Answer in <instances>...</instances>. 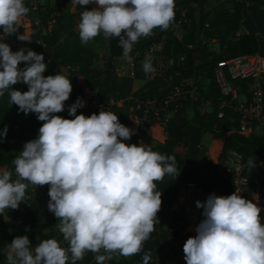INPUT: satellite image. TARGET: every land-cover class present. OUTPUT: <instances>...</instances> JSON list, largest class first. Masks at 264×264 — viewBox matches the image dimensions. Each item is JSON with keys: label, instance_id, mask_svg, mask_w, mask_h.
Returning <instances> with one entry per match:
<instances>
[{"label": "clouds", "instance_id": "clouds-1", "mask_svg": "<svg viewBox=\"0 0 264 264\" xmlns=\"http://www.w3.org/2000/svg\"><path fill=\"white\" fill-rule=\"evenodd\" d=\"M90 4L97 7L88 10L85 6ZM71 5L85 8L78 25L82 43L101 33L118 38L126 59H131L140 38L157 28L167 30L175 17L174 0H71ZM28 12L25 0H0V97L7 93L19 111L36 113L44 123L38 137L26 142L13 160L16 179L12 171H0V214L26 201L29 186L49 185L48 210L58 218L68 247L45 239L33 250L27 235L17 236L8 244L7 264H77L87 252L96 253L97 264H104L113 253L125 258L139 254L159 223L162 193L156 182L166 175L179 176L176 159L144 143H125L135 130L113 112L77 115L85 106L80 98L68 106L74 118L56 115L65 110L73 91L71 79L59 73L45 76L43 53L13 51L3 42L18 32ZM17 38L30 41L24 33ZM21 62H26L24 68ZM142 68L146 75L156 71L150 56ZM21 82L28 91L13 88ZM7 131L5 126L4 136ZM247 164L251 169L255 161L250 158ZM258 200L237 191L197 200L204 219L184 244L186 264H264ZM150 259L151 252L145 253L143 264Z\"/></svg>", "mask_w": 264, "mask_h": 264}, {"label": "trees", "instance_id": "trees-1", "mask_svg": "<svg viewBox=\"0 0 264 264\" xmlns=\"http://www.w3.org/2000/svg\"><path fill=\"white\" fill-rule=\"evenodd\" d=\"M71 0H61L58 4H40L39 9L32 10L31 0H25V5L30 8L32 15L30 19L33 30L29 36L30 41H24L14 51L21 48L34 50L43 53L45 63L48 68L45 74H54L56 67L70 66L71 82L73 91L70 95L71 104L78 98L84 101L82 86L78 82V77L83 76L87 84L92 89H98L103 99L113 96L117 99H126L133 96L139 100L148 99L162 101L170 93L169 84L160 76L146 75L141 62L136 61L138 55H143L154 45L162 44L160 54L164 60L173 59L171 66L172 80L181 83L190 80L192 77L202 75L210 78L208 89L199 95L198 99L191 98L183 103L175 114L171 117L166 126L167 139L165 142L150 146L153 151L161 154L174 156L177 167L180 170L179 176L166 175L162 181H157V190L162 193V207L158 212L159 223L155 225V230L150 234V238L144 242L143 251L134 256L125 258L118 253H113L112 258L106 260L109 264H143L142 258L145 253L151 252L149 264H157L156 258L164 250L167 236L174 230L173 223L178 227L187 226L183 209H174V204L179 192L183 191L188 181H196L200 184L206 197L211 194L231 195L234 192L232 178L220 175L210 158L204 156V149H200L201 139L204 133L214 132L224 139L223 152L235 150L241 153L247 163L251 158L255 163L264 160V137H245L237 133L227 135L233 125L237 122L231 119V112L227 111L224 118H219L218 101L221 93L214 77V70L220 61L228 60L241 54L259 53L264 57V0H222L211 5L210 0H174L175 17L167 30L159 28L154 30V34L147 38H140L133 47L130 54L134 57L135 68L133 75H118L112 69V61L116 57H121L122 48L118 46V38H109V62L107 70L98 71L95 67L96 50L94 44L102 43L105 40L103 33L97 35L87 43H82L78 25L81 21V13L85 10L82 6H75L74 11L64 8V4ZM88 10L93 8L92 4L85 6ZM55 19L64 25L67 21V29L64 35L60 29L48 31L49 22ZM180 25L182 34L178 36L174 31L175 26ZM46 29V33H44ZM217 40L221 51H210L206 41ZM206 40V41H205ZM205 41V42H204ZM200 45L202 64L199 65L195 59L193 49L190 45ZM156 68L157 61H152ZM26 62H21L19 67L24 68ZM144 80L145 84L133 91L135 80ZM239 81H235V83ZM243 86L246 84L241 83ZM13 88L28 91L29 87L25 83H17ZM210 101L212 111L203 112L204 104ZM193 109L194 117L190 119L186 114V107ZM174 108V106H172ZM67 118H74L69 115L68 108L62 111ZM83 113L90 116L99 111L86 112L77 110V115ZM119 116L122 124L128 127L127 112H113ZM15 125L22 126L16 134L11 133ZM151 126L152 122H146ZM7 126L6 140H0V168L14 173L13 160L20 155L23 146L17 142L12 144L8 139H26L28 126L21 120L19 108L10 103L7 93L0 97V131ZM216 127L220 130L217 131ZM147 133L146 129L134 132L128 144H140L139 137ZM27 140V139H26ZM183 145L187 148L185 156L179 154L176 149ZM27 189L28 199L22 201L18 207V214L21 218V225L14 232L0 231V264H7L6 251L8 244L17 237L27 235L34 248L45 239H56L62 247L67 248L68 243L64 241L59 228H51L45 232V228L50 226L48 221V204L44 207L41 201L42 194H46L48 203L49 185L40 192ZM261 223L264 224V209L260 213ZM168 224V228L164 226ZM100 254H105L101 251ZM97 254L87 252L82 260L77 264H97L95 256ZM104 262V264H105ZM68 264H71L69 261Z\"/></svg>", "mask_w": 264, "mask_h": 264}, {"label": "built area", "instance_id": "built-area-1", "mask_svg": "<svg viewBox=\"0 0 264 264\" xmlns=\"http://www.w3.org/2000/svg\"><path fill=\"white\" fill-rule=\"evenodd\" d=\"M31 5L33 12L39 9L37 0H31ZM23 19L26 20L27 26L22 23L17 33L5 37L3 41L8 43L13 51L24 42L17 38L18 35L26 33V36H30L33 30L31 19L26 16ZM54 22L55 19L49 22L50 28L48 31L52 30ZM2 31L3 29L0 28V32ZM46 31L44 29V33ZM155 48H159L162 51V44L154 45L149 51ZM173 63V59L164 60L161 56V61H157L156 71L152 73V76L162 77L170 86L168 97L162 101L151 99L142 101L133 96H129L126 99H117L113 96L103 99L98 89H92L85 78L79 76L78 82L82 86L85 106L77 110L100 112L103 109L110 112H127L129 119L134 122V132H138L141 129L148 131L150 126H147L146 122H152V125H162L164 131L168 120L175 116L184 102L191 98L198 99L199 97V95L195 97L196 95L188 89L190 84L188 80L181 83L173 82L170 72ZM131 67L135 68L134 57L131 60ZM71 70L70 66H60L56 67L54 74L44 73V75L59 73L70 79ZM214 77L221 93V98L217 102L219 118H224L226 112L230 111L231 119L238 124L237 126L233 125L226 132L227 135L237 133L245 137H264V57L259 53L241 54L228 60L220 61L215 67ZM235 81H239V83H235ZM243 81L246 84L245 86L241 84ZM207 104L212 105L210 101H207ZM70 105H72L71 98L65 102V107L68 108ZM21 127L20 125H15L11 133L15 132L17 134ZM216 129L217 131L220 130L219 127H216ZM0 140H6L3 130L0 131ZM8 140L12 144L19 142L23 147L27 142L24 138L15 139L14 137H9ZM200 149H204L203 143L200 144ZM216 159L217 172L224 177L232 178L234 192L237 191L247 199H253L254 196H258V204L263 210L264 160L255 163V166L250 169L244 161L243 155L235 150L227 151L224 156H221L220 151H218ZM0 171H2L1 168ZM183 192L186 198V202L183 205L184 220L187 226H191L196 230L197 225L204 219L203 209L196 207V201H206V194L203 187L196 181H188Z\"/></svg>", "mask_w": 264, "mask_h": 264}, {"label": "rangeland", "instance_id": "rangeland-1", "mask_svg": "<svg viewBox=\"0 0 264 264\" xmlns=\"http://www.w3.org/2000/svg\"><path fill=\"white\" fill-rule=\"evenodd\" d=\"M222 0H210L211 5H214L218 2H220ZM61 0H37V4L38 6L40 4H58L60 3ZM93 8L97 7L96 4H92ZM29 8V7H28ZM64 8L69 10V11H74L75 7H73L71 5V2L65 3L64 4ZM32 11V10H31ZM29 8V12L26 15V17L30 18V16L32 15ZM31 14V15H30ZM30 15V16H29ZM22 23H25V25L27 26L26 20L23 19ZM67 21L64 22V25H62L61 23H58L57 21H55L52 25V29H60L61 34L64 35L67 29ZM174 28V31L177 33L181 30V26L177 25ZM26 35V33H25ZM29 38V35L27 36ZM109 38H105V40L102 43H98V44H94V48L96 50V61L94 64V67L98 70V71H106L107 70V64L109 62ZM208 48L210 49V51H212V46H208ZM146 56H150L152 58V61H161V54H160V49L159 48H155L152 52H150L149 54L146 52L143 55H138V57L136 58V61H142L145 59ZM200 57H198L196 60L197 62L200 60ZM131 71V60L130 59H126V58H115L112 61V69L113 71L118 74V75H123V73L125 72V70ZM126 74L127 71H126ZM81 81V79H80ZM190 82V84L188 85V89L191 90V92L196 95L195 97H197V95H201L202 91L205 92L208 89V86L211 82L210 78L204 77L202 75H197L192 77L190 80H188ZM144 84V80H136L134 83V87L133 89L136 90L138 87H141ZM213 107L212 105L210 106V104H207V102L204 104L203 107V112H210L212 111ZM21 114V120L23 121L24 124H26L28 126V129L26 131V139L27 142L30 140H33L35 138L38 137L39 134V128L42 126V124L44 123V121H40L37 118V114L36 113H29V114H24L23 112L20 111ZM186 114L187 116L192 119L194 117V112L192 107L187 106L186 107ZM56 115H60L64 118L66 117V114L63 112L57 113ZM134 122H132L129 118H128V125L129 128L133 129L134 127ZM154 127L150 128V135L152 136V138H154L155 140L161 142V140L164 139L163 137V126L161 125L159 127V125H152ZM142 136V135H140ZM201 141L203 142L204 145V156L208 157L211 159V161L213 163L216 162V156L217 153L220 149V154L223 152V144H224V139L221 136H217L214 132H207L203 134V137L201 139ZM176 151L181 154L182 156H185L187 153V148L184 147L183 145H180L177 147ZM2 171L4 169H1ZM45 187L43 186H37L36 188L34 187H30L31 190L34 191H38L40 192L41 190H43ZM46 194H42L41 196V201L44 207H47L48 204V199L46 197ZM17 209H10V210H5L4 214H0V231L2 232H14L16 231L19 226L21 225V218L20 215L17 212ZM47 214H48V221L50 226H48V228H58V223L59 220L57 217H55L54 213H52L51 211L47 210ZM103 251V250H101ZM159 257V255L157 256V258ZM105 264H109L108 262H105Z\"/></svg>", "mask_w": 264, "mask_h": 264}, {"label": "crops", "instance_id": "crops-1", "mask_svg": "<svg viewBox=\"0 0 264 264\" xmlns=\"http://www.w3.org/2000/svg\"><path fill=\"white\" fill-rule=\"evenodd\" d=\"M181 34H182L181 30L179 32H177L178 36H181ZM206 42H207L209 47L210 46L213 47L212 51H215V52H220L221 51L220 44L217 42V40L213 39V40L206 41ZM191 48L193 49V52H194V55H195V59L200 57L199 58L200 60L197 63L199 65H201L202 64V59H201V53H200V49H199L200 45L197 43L195 45H192ZM152 51L153 50L147 51V53L149 54ZM122 57L123 56L116 57V58L121 59ZM132 58L133 57H131L130 60H132ZM128 69L129 68H127V70H125V72L123 74H126V71H127V73H128L127 75H133L134 69L132 67H131V71H128ZM137 80H140V79H137ZM144 84H145V81H144ZM141 87H138L136 90L133 89V91H137ZM152 127H154V126H150V128H152ZM150 128H149V130L147 131L146 134H144V135L139 137L140 143H144V144H146L148 146H153V145H156L158 143L165 142V140L167 139V135L165 133V129L162 132L163 133L162 135H163L164 139L161 140V142H159V141L155 140L154 138H152V136L150 135ZM201 143H203V142H201ZM220 149H219V151H220ZM221 156H224V154L222 155V153H221ZM214 165H215V163H214ZM185 202H186L185 194H184L183 191H181L177 195V198H176V201H175V204H174L173 208L177 209V210L183 209V205H184ZM172 225L174 226V230L171 231V233L167 236V238L165 240L166 246H165L164 250L159 253V257L156 258L157 264H186V260L184 258V251H183L184 244L186 243L188 238L193 237V236H195L197 234L196 230L193 227H191V226L178 227L174 223ZM167 228H168V224H166L164 226V229H167ZM49 231H50V227L49 228L48 227L45 228V232H49Z\"/></svg>", "mask_w": 264, "mask_h": 264}]
</instances>
